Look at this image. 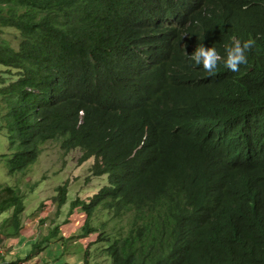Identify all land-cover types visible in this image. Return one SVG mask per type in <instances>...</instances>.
<instances>
[{"label":"trees","instance_id":"1","mask_svg":"<svg viewBox=\"0 0 264 264\" xmlns=\"http://www.w3.org/2000/svg\"><path fill=\"white\" fill-rule=\"evenodd\" d=\"M249 38L229 71L225 45ZM200 44L219 54L211 75L188 59ZM0 65L8 176L50 141L79 149L85 183L107 185L70 213L112 264H264V0H0ZM55 192L62 208L69 187ZM26 197L0 184V250L22 233Z\"/></svg>","mask_w":264,"mask_h":264},{"label":"rangeland","instance_id":"2","mask_svg":"<svg viewBox=\"0 0 264 264\" xmlns=\"http://www.w3.org/2000/svg\"><path fill=\"white\" fill-rule=\"evenodd\" d=\"M18 36L16 32H6L4 38L10 41L14 47H17ZM4 70L5 68L0 65V72ZM42 149L38 162L30 167L24 175L9 177L6 164L10 156L5 157L8 153L7 131L5 129L0 131V184L14 186L20 181V187L27 195L24 202L26 209L22 216L23 233H29V235L35 233L39 237H44L43 234H47V230L60 226L59 235L52 238L47 245L48 251L54 254L49 256L44 251L41 256L44 257L45 261L41 260V262L49 260V264H112L100 252L106 245L95 244L98 233L83 238L82 228L86 224L85 214L80 210L70 213L72 201L76 198L87 200L96 194L102 186L107 185V178H93L89 183H85L92 161L79 165V157L81 156L79 149L65 153L58 141H50L43 145ZM62 185L69 187L68 202L62 208H58L53 198L56 196V188ZM33 186L34 189L31 188ZM131 218L132 216L128 217L126 214L122 223H126ZM1 220L2 218L0 222ZM106 220L108 218L99 212L97 218L93 219V224L101 225V222ZM114 225L115 222H110L105 230L101 229V232H111L115 228ZM25 243L26 240L22 238L21 246L17 247L16 250L24 262L28 259L27 256L30 254L28 251H31L35 241H30L27 248ZM40 253L37 255L40 256ZM16 259L7 258L13 264H15Z\"/></svg>","mask_w":264,"mask_h":264},{"label":"clouds","instance_id":"3","mask_svg":"<svg viewBox=\"0 0 264 264\" xmlns=\"http://www.w3.org/2000/svg\"><path fill=\"white\" fill-rule=\"evenodd\" d=\"M254 43L255 41L249 38L247 40H244L243 43H241L240 40H233L230 45H225V58L222 61L224 66L229 71H238V66L247 62L246 52L250 47L254 45ZM188 59L193 64V66H202L203 70L211 75L215 72L220 57L215 47H206L204 44H200L199 46H196L195 49L188 55ZM44 251H42L41 253L39 252L40 256L37 255V253L30 252V254L28 255L31 256L30 259H26L25 262L20 259V263L17 262L19 259H16L15 264H49V260H46L47 262H44L45 259L43 256H41V254H44ZM4 252L5 249L0 250L1 264H13V262H9L8 260H6V258L4 257ZM41 260L44 261L41 262Z\"/></svg>","mask_w":264,"mask_h":264},{"label":"crops","instance_id":"4","mask_svg":"<svg viewBox=\"0 0 264 264\" xmlns=\"http://www.w3.org/2000/svg\"><path fill=\"white\" fill-rule=\"evenodd\" d=\"M24 228V226H23ZM25 228H27L25 226ZM47 234L49 233V230H47L46 232ZM47 234H43V236H46ZM29 233H23V230H22V233L20 234V237L18 238H12V239H9L6 241V244L4 246V249H5V252H4V257L6 258H17V259H21V257L19 256V252H16L17 250V247H20L21 246V239L23 238L24 240H26V243H25V247L27 248V244H30V241H39L42 237H39L38 234H35V233H30L29 236ZM18 245V246H17ZM48 248H46V252L47 254H49V256H51L52 254H54L53 252L51 251H48ZM31 251H28V253H30ZM39 258V257H37Z\"/></svg>","mask_w":264,"mask_h":264},{"label":"built area","instance_id":"5","mask_svg":"<svg viewBox=\"0 0 264 264\" xmlns=\"http://www.w3.org/2000/svg\"><path fill=\"white\" fill-rule=\"evenodd\" d=\"M0 264H1V262H0Z\"/></svg>","mask_w":264,"mask_h":264}]
</instances>
